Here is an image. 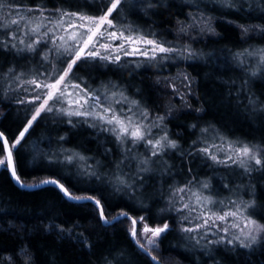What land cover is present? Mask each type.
Returning <instances> with one entry per match:
<instances>
[{
    "label": "snow or ice",
    "instance_id": "obj_1",
    "mask_svg": "<svg viewBox=\"0 0 264 264\" xmlns=\"http://www.w3.org/2000/svg\"><path fill=\"white\" fill-rule=\"evenodd\" d=\"M161 2L84 0L78 4L75 0H0V51L24 60L23 65L12 61L7 66L0 64V90L5 98L12 95L15 103L25 108V116L11 140L0 131V166L9 170L22 187L34 188L35 184L23 182L16 164L18 146H22L26 134H31L30 129L49 117L54 124L59 120L73 128L87 126L98 135H105L111 143V147L107 144L104 147L103 155L111 157L107 163L64 148L66 134L57 137L60 147L46 153L44 158L54 167L75 166L76 174L81 177L100 181L103 175L114 191L132 193L139 207L128 205V210L119 205L113 207L97 188L83 189V195L75 194L64 182L68 178L57 171L39 183L55 185L71 200L91 201L97 219L105 224L126 219L128 236L148 264H162L161 256L157 255L161 252L160 244L174 231L208 252L217 246L233 251L264 246V202L258 203L250 179L248 183H224L221 189H214L208 178L197 179L192 175L191 167L182 182L174 178L173 166L166 159L170 152L180 148L166 124L177 110L174 106H166L164 114L153 113L141 100L128 94L127 86L114 81L93 86L88 76L80 74L82 66L120 64L125 57H139L140 62L135 65L139 67L141 62L161 66L177 57L191 59L201 55L190 43H180V39L187 36L191 40L193 33L215 32L210 18L202 13L197 16L189 12L185 19L176 20L175 41L160 38L154 31L145 32L128 20L125 13V9H130L147 16ZM245 4L247 9H253V0H221L222 7L236 11L244 10ZM256 6L264 17V0ZM239 27L242 34H247L250 28L264 34V22ZM231 58L249 76L264 75V46L237 50L231 53ZM250 59H255V66L245 68ZM246 83L243 81L242 86ZM165 84L183 107L192 108L186 100L192 94L193 80L189 75L181 74L180 87L171 78H166ZM247 101L253 111L258 105L259 111L264 112V102L253 94L249 93ZM193 111L202 112L203 108ZM188 127L195 130L188 156L201 157L225 170H238L242 177L264 173V142L230 137L210 123L196 122ZM102 168L106 169L103 173ZM157 174L161 177L157 193L166 206L153 214L146 201L157 203L156 193L147 194L144 189ZM165 175L172 181L167 184L166 193ZM221 190L229 195L222 196ZM94 192H100L101 198ZM106 203L116 213L111 221L105 214ZM133 212L142 214L133 215ZM47 227L70 237L74 229L82 226L77 223L69 228L62 224ZM77 242L88 250L93 247L83 232L77 233ZM11 253L6 264H37L35 253L27 244L11 249ZM100 264H134V261L124 249H108L107 255L100 256Z\"/></svg>",
    "mask_w": 264,
    "mask_h": 264
},
{
    "label": "trees",
    "instance_id": "obj_2",
    "mask_svg": "<svg viewBox=\"0 0 264 264\" xmlns=\"http://www.w3.org/2000/svg\"><path fill=\"white\" fill-rule=\"evenodd\" d=\"M75 2L83 4L84 0ZM258 2L260 0H253L251 10L245 4L244 10L236 11L222 7L221 0H162L156 11L147 16L125 9L128 20L138 24L145 32L154 31L160 38L168 41L177 39L176 20L185 19L189 12L198 16L202 13L210 18L215 32L193 33L194 38L191 40L187 36L180 39V43H190L197 52L202 53L191 59L177 57L161 66L142 62L140 69L133 68L131 72L100 68L92 74L88 68L82 66L80 74L88 76L93 86L114 81L128 89L130 87V95L141 100L153 113L164 114L166 106L172 105L176 108L174 102L178 101L173 100L171 90L165 84L166 78L176 74L179 69L186 72L193 80L192 94L188 98L192 108L177 109L166 120L169 134L180 143L178 150H173L166 156L173 166L174 178L182 182L187 176V169L191 167L192 175L197 179L208 178L212 187L214 182L219 189L225 181L232 185L248 183L250 179V183L255 186L257 201L261 203L264 202V173L254 172L249 178L242 177L236 170L233 176L223 166L186 154L191 140L195 139V130L188 125L196 122L200 125L213 124L230 137L264 142V112L259 111L258 105L257 110L253 111L247 101V96L251 93L260 102H264V75L249 76L231 58V53L237 50L249 46H264V34L252 28L247 34H242L239 27L264 22L260 8L256 6ZM51 6L50 4L49 7ZM9 61L18 65L24 64L23 59L0 51V64L7 66ZM130 63L136 62L124 58L117 65ZM255 63V59H250L245 68H251ZM245 80L247 83L242 86ZM195 108H203V111L194 112ZM24 116V106L17 105L12 95L5 98L0 90V131H4L9 140L17 132ZM30 133L21 141L22 146H18L19 156L16 160L17 171L25 184H39V181L47 179L53 171H57L68 178L64 182L75 194L83 195V189L97 188L103 191V196L107 197L108 203L113 207L119 205V208L125 210H128V205L139 207L132 198V193L114 191L103 175L100 181L94 177H81L76 174L75 166L54 167L44 158L46 153L60 147L57 137L66 134L65 141L62 142L64 148L75 149L85 156H95L107 163V159L111 157L106 158L103 155L104 147L105 144L108 147L112 145L105 135H98L87 126L73 128L59 120L54 124L50 117L34 125ZM140 151L143 152V148ZM181 152L185 155L181 156ZM105 171L106 169H101L102 173ZM160 181L161 177L154 175L144 189L147 194L156 193L157 203L146 201L153 214H158V209L166 206L164 199L157 193L161 187ZM163 182V191L166 193L167 184L172 181L165 175ZM92 194L101 198L100 192ZM221 195L227 196L229 193L221 190ZM108 203L105 204V214L111 220L116 213L113 208L108 207ZM139 214L142 213L133 212V215ZM77 223L82 227L74 229L70 237L68 233L61 235L47 227L62 224L69 228ZM127 226L126 219L106 226L102 220L97 219L92 203H71L55 187L24 191L15 185L8 170L4 167L0 170V264H6V258L12 254L11 249L25 244L35 253L37 264H100V256L107 255L108 249H124L134 264H148L147 258L140 254L128 236ZM79 232L89 238L93 245L91 250L77 242ZM160 249L161 252L157 255L161 256L162 264H264V246H256L253 250L234 251L217 246L208 252L194 246L176 231L164 237Z\"/></svg>",
    "mask_w": 264,
    "mask_h": 264
},
{
    "label": "rangeland",
    "instance_id": "obj_3",
    "mask_svg": "<svg viewBox=\"0 0 264 264\" xmlns=\"http://www.w3.org/2000/svg\"><path fill=\"white\" fill-rule=\"evenodd\" d=\"M198 16V15H197ZM211 20V19H210ZM197 34H199V33H197ZM203 34H208L207 32L206 33H203ZM126 59H128L129 61H132V62H136L137 63V61L140 59L139 57H125ZM122 59H124V58H122ZM136 63H134V64H127V65H117V64H100V65H85V68H88V71H90V73H94V72H97V70L98 69H100V68H102V69H104V70H110V69H112V68H116V69H118V70H122V71H124V72H131V70H134V69H140L141 68V66H142V62L140 63V66L139 67H136L135 65H136ZM134 68V69H133ZM96 74V73H95ZM181 74H187L186 72H184L183 70H181V69H179L177 72H176V74H174L173 76H171V77H169V78H171V79H173L174 80V82L177 84V86L178 87H180V76H181ZM188 75V74H187ZM129 89L131 90V88L129 87ZM129 89H128V94L130 95V93H129ZM171 90V89H170ZM183 91V89L181 88V92ZM171 93H172V90H171ZM130 96H132V95H130ZM189 96L190 95H188L187 97H186V100H187V102L189 101L188 100V98H189ZM172 97H173V100L175 99V100H178V101H176V102H174L175 103V109H181V108H183V105H182V102H181V100L178 98V96H176V95H173V93H172ZM135 98V97H134ZM136 99H138V98H136ZM176 111V110H175ZM3 166H0V170H1V168H2ZM235 172H236V170L235 169H229V173H231L233 176L235 175ZM226 182V181H225ZM224 182V183H225ZM223 183V184H224ZM213 188L214 189H219V187L218 186H215V184H214V182H213Z\"/></svg>",
    "mask_w": 264,
    "mask_h": 264
},
{
    "label": "water",
    "instance_id": "obj_4",
    "mask_svg": "<svg viewBox=\"0 0 264 264\" xmlns=\"http://www.w3.org/2000/svg\"><path fill=\"white\" fill-rule=\"evenodd\" d=\"M9 171V170H8ZM18 172V171H17ZM9 173H10V171H9ZM19 174V173H18ZM10 177H11V175H10ZM11 179H12V181L15 183V185L17 186V187H19L20 189H22V190H24V191H36V190H40V189H43V188H47V187H55L56 188V186L55 185H51V184H41V183H39V184H36V187H22L19 183H17L16 182V180L14 179V178H12L11 177ZM64 196V195H63ZM69 202H71V203H75V204H83V203H92L91 201H76V200H71V199H69L68 197H66V196H64ZM93 204V203H92ZM109 221H111V220H109ZM117 222H111V223H109V224H105L106 226H112V225H114V224H116Z\"/></svg>",
    "mask_w": 264,
    "mask_h": 264
}]
</instances>
